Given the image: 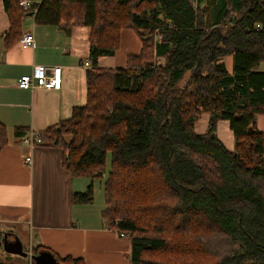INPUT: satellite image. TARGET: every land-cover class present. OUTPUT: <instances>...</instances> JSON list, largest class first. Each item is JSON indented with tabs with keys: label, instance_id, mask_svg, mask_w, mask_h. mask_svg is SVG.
<instances>
[{
	"label": "trees",
	"instance_id": "1",
	"mask_svg": "<svg viewBox=\"0 0 264 264\" xmlns=\"http://www.w3.org/2000/svg\"><path fill=\"white\" fill-rule=\"evenodd\" d=\"M3 6L7 48L19 42L31 11L38 25L91 28L86 105L39 131L40 145L61 148L75 178L103 177L111 156L101 215L130 241L131 264H264V132L257 127L264 116V0H43L28 11L20 0H3ZM126 29L139 35L140 53L123 68H100ZM229 56L232 72L224 62ZM205 114L208 127L199 133ZM219 121L229 122L234 150L218 138ZM8 144L0 121V154ZM94 199L90 185L72 201ZM45 252L36 247L31 255Z\"/></svg>",
	"mask_w": 264,
	"mask_h": 264
},
{
	"label": "crops",
	"instance_id": "2",
	"mask_svg": "<svg viewBox=\"0 0 264 264\" xmlns=\"http://www.w3.org/2000/svg\"><path fill=\"white\" fill-rule=\"evenodd\" d=\"M29 1L36 7L43 2ZM31 13L24 19L23 34L33 32L35 46L24 49L18 42L7 48L9 21L0 0V121L7 128L9 140L0 154V231L4 232L0 250V259L4 261L0 263L14 264L17 255L24 258V264H30L32 249L42 247L52 256H71L83 259L86 264H131L130 241L104 225L103 210L94 215L92 204H73V193L83 192L87 182L66 170L63 150L28 146L16 135L18 130L27 134L39 132L67 120L74 109L84 107L87 102L88 68L83 64L90 59L91 28L75 26L67 30L38 25ZM141 48L139 35L126 29L118 51L113 56L101 57L99 67L123 68L127 57L139 54ZM229 60L225 58L226 67ZM37 66L61 67V89L27 91L18 87L21 77L31 75ZM260 70L264 71V63ZM208 123L209 116L205 114L197 123V131L205 132ZM257 127L264 132V116L257 118ZM217 136L229 150H234L235 139L228 121L218 122ZM29 158L31 163L27 162ZM19 227L29 231L31 241L34 237L36 246L29 252L25 248L19 252L5 250L7 245L19 247L13 241Z\"/></svg>",
	"mask_w": 264,
	"mask_h": 264
},
{
	"label": "built area",
	"instance_id": "3",
	"mask_svg": "<svg viewBox=\"0 0 264 264\" xmlns=\"http://www.w3.org/2000/svg\"><path fill=\"white\" fill-rule=\"evenodd\" d=\"M20 5L24 10L28 11L32 7V3L29 0H20ZM259 28V26H258ZM19 45L24 49H29L35 46V36L33 32H27L23 34L19 41ZM86 68L91 66V61L87 60L83 64ZM63 83L62 68L53 67L51 69H45L37 66L31 75L22 76L18 82V87L25 90H34L36 88H44L47 90H60ZM24 144L28 146H39L41 144V137L39 132H31L22 138ZM28 163H31V159H27ZM121 238L125 236L120 235ZM32 254V253H31ZM30 264H32V259Z\"/></svg>",
	"mask_w": 264,
	"mask_h": 264
},
{
	"label": "rangeland",
	"instance_id": "4",
	"mask_svg": "<svg viewBox=\"0 0 264 264\" xmlns=\"http://www.w3.org/2000/svg\"><path fill=\"white\" fill-rule=\"evenodd\" d=\"M229 59H230L229 60L230 62L227 65V69H228V71L232 72L233 67H234V58L232 56H229ZM224 62H225V60H224ZM110 166H111V156L109 155V157L107 159L106 170L104 172L103 177L93 178V179L92 178H80V180L87 182V186H86L85 190H83V192H85L90 185H93V187H94L95 199H94V203L90 206V207H92L91 209H92L94 215H97V214L100 215V211L104 210L106 208L104 184H105V180H106V177L108 175V170H109ZM0 230H2V228H0ZM13 241L15 242V244H17V246H19V248H21V249L25 248V250H27L28 252L30 251V249L32 247L36 246V243L34 241V237L32 236V241H31L29 231L28 230L25 231L23 229V227H21V228L19 227L18 234L13 239ZM148 257L150 259L152 258V256H150V255ZM13 259L14 260L12 262L14 264H18V263L24 264L25 263L23 261L24 258L22 259L21 256L15 255ZM41 260L43 262H45L46 258H42ZM3 261H4V259H0V262H3Z\"/></svg>",
	"mask_w": 264,
	"mask_h": 264
},
{
	"label": "water",
	"instance_id": "5",
	"mask_svg": "<svg viewBox=\"0 0 264 264\" xmlns=\"http://www.w3.org/2000/svg\"><path fill=\"white\" fill-rule=\"evenodd\" d=\"M31 14L34 15V13H31ZM5 249L7 251H14V252H19L20 251L19 247L14 248V247L8 246V245L5 247ZM42 258H46V261L43 262L41 260ZM32 259H34L37 264H58L57 260L50 253H48V254H43L42 253V254H40L38 256L32 257Z\"/></svg>",
	"mask_w": 264,
	"mask_h": 264
},
{
	"label": "bare ground",
	"instance_id": "6",
	"mask_svg": "<svg viewBox=\"0 0 264 264\" xmlns=\"http://www.w3.org/2000/svg\"><path fill=\"white\" fill-rule=\"evenodd\" d=\"M162 36V35H161ZM157 40V39H156ZM160 41V40H159ZM161 42V41H160ZM91 67V66H90ZM47 69V68H46ZM28 91V90H27ZM41 134V133H40Z\"/></svg>",
	"mask_w": 264,
	"mask_h": 264
}]
</instances>
